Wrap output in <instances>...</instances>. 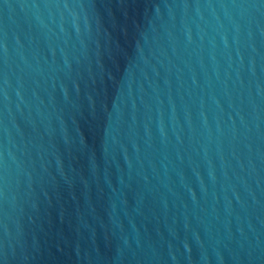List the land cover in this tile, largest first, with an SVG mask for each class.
Returning a JSON list of instances; mask_svg holds the SVG:
<instances>
[{"label": "water", "instance_id": "obj_1", "mask_svg": "<svg viewBox=\"0 0 264 264\" xmlns=\"http://www.w3.org/2000/svg\"><path fill=\"white\" fill-rule=\"evenodd\" d=\"M0 264H264V0H0Z\"/></svg>", "mask_w": 264, "mask_h": 264}]
</instances>
